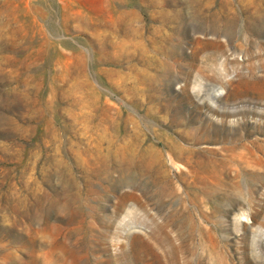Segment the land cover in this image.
Masks as SVG:
<instances>
[{"label":"rangeland","instance_id":"obj_1","mask_svg":"<svg viewBox=\"0 0 264 264\" xmlns=\"http://www.w3.org/2000/svg\"><path fill=\"white\" fill-rule=\"evenodd\" d=\"M0 264H264V0H0Z\"/></svg>","mask_w":264,"mask_h":264},{"label":"bare ground","instance_id":"obj_2","mask_svg":"<svg viewBox=\"0 0 264 264\" xmlns=\"http://www.w3.org/2000/svg\"><path fill=\"white\" fill-rule=\"evenodd\" d=\"M248 152V151H247ZM250 155V154H249ZM247 156V155H246ZM251 158V157H250Z\"/></svg>","mask_w":264,"mask_h":264}]
</instances>
